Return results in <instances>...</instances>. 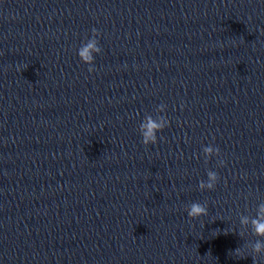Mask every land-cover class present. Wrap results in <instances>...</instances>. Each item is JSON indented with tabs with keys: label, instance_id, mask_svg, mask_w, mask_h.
<instances>
[{
	"label": "clouds",
	"instance_id": "1",
	"mask_svg": "<svg viewBox=\"0 0 264 264\" xmlns=\"http://www.w3.org/2000/svg\"><path fill=\"white\" fill-rule=\"evenodd\" d=\"M93 36L99 35L96 29H92ZM101 52V48L97 46V42L95 39H89L87 44H84L78 49V56L80 60L89 65L88 71L92 72L94 71V68L92 67L93 61H94V55L93 53L99 54ZM161 107H165L164 105H161ZM167 121H157L153 119L152 117H148L146 119V122L141 123V137H142V143L144 145L149 144H155L157 142V133L162 131L166 125ZM203 151L206 154H212L213 152L216 153V155L219 154V148H216L214 146H205ZM221 165H223V161L219 162ZM207 182L201 180L199 183V188L201 190L208 189L211 190L215 187L219 177L218 174L215 171H208L207 172ZM260 212L264 213V205L260 206ZM187 215L190 218H198L204 215H207V207L199 202H193L190 204V206L187 209ZM254 225V232L258 236H264V216H260L258 219L253 221ZM254 252H261L264 250V242L258 240L253 245ZM237 254H239V249L235 250ZM253 264H257L256 258L253 256Z\"/></svg>",
	"mask_w": 264,
	"mask_h": 264
}]
</instances>
